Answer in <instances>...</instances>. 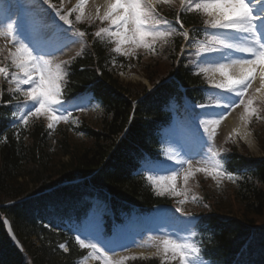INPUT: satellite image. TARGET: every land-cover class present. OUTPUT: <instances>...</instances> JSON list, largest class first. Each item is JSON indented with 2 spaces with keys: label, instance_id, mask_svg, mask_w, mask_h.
<instances>
[{
  "label": "trees",
  "instance_id": "16d2710c",
  "mask_svg": "<svg viewBox=\"0 0 264 264\" xmlns=\"http://www.w3.org/2000/svg\"><path fill=\"white\" fill-rule=\"evenodd\" d=\"M161 12L176 17L172 7ZM190 18L182 19H187V24L198 23L195 19L189 22ZM72 23L75 30L86 32L85 37L93 41L95 50L90 52L85 48L79 58L64 65L69 76L63 98L69 100L90 89L103 110L93 121L78 118L71 124L60 125L54 132L31 121L24 129H11L7 128V122L11 120L16 100L6 89L0 91V99L6 103L0 108V264H73L81 256L72 242L69 253L63 255L57 244L65 240V233H52L36 221L37 217L45 221L42 208L46 205L48 215L55 212L63 220L67 212L65 198L70 193H78L67 182L88 178L82 183L92 189L133 202L141 209L149 208L154 198L145 185L126 173L134 164L130 157L138 155L134 147L147 146L145 135L167 117L164 110L175 95L176 81L194 86L189 93L195 101L202 97L195 88L200 86L197 78L189 77L186 69L173 70L172 55L178 39H170L167 45H157L154 52L137 57L148 82L152 86L160 83L144 96L143 85L119 84L113 78L109 41L104 36L95 37V26ZM170 77L176 81L165 82ZM126 129L125 140L117 143ZM260 139L264 150V133ZM230 166L244 168L246 172L226 188L214 189L207 195L211 208L203 212L197 223L195 239L203 258L212 264H232L236 253L251 239L234 264H264V161L248 163L243 156L233 157ZM56 186L60 187L50 194L29 199ZM113 206L116 213L124 209L120 204L113 203ZM73 210L79 214L77 207ZM3 216L10 219L23 253L19 254L5 235L1 225ZM32 237H36L38 245ZM128 264L159 263L133 260Z\"/></svg>",
  "mask_w": 264,
  "mask_h": 264
},
{
  "label": "snow or ice",
  "instance_id": "6c2138e0",
  "mask_svg": "<svg viewBox=\"0 0 264 264\" xmlns=\"http://www.w3.org/2000/svg\"><path fill=\"white\" fill-rule=\"evenodd\" d=\"M175 2L176 0H104L103 14L98 7L95 16L89 15L87 18L99 20L101 24L107 23V27H100L94 35L97 38L106 35L114 44L112 52L133 57L138 49L153 51L158 41L166 42V38L176 32L157 11L158 4ZM2 4L3 0H0V5ZM43 4L52 7L50 0H43ZM84 4L85 0H79L76 9L81 15L75 17L76 21L83 18ZM179 4L181 11L198 13L204 18L205 42H197L198 58L195 64L198 72L195 74H210V88L220 90H205L206 101L197 105L204 110L205 118L201 123L219 125L226 116L225 110L243 106L240 119L247 128L250 119L257 116L259 111L254 102L258 99L264 103V0H179ZM30 7L33 10L31 16L14 14L10 6L0 7V39L8 41V44L0 46V56L4 60H10L14 69L10 73L14 84L13 92L23 97V103L18 101L15 106L21 112L16 123L27 126L30 117H43L47 121V129L51 130L60 121L66 122L72 111H85L87 104L83 97H76L71 101L63 98L68 76L64 65L68 61L54 63L50 58L54 57V50L46 47L45 43L63 39L65 43L55 49L62 51L68 44L77 41L69 37L67 30L59 25L43 24L42 10L37 5ZM56 15L65 25H71L69 14H61L56 10ZM176 23L183 27L179 16ZM161 24L168 25L171 31L161 29ZM49 28L54 29L50 35L46 31ZM72 35L83 38L86 32L75 30ZM180 35L189 40L188 32ZM217 74L222 79L217 81ZM0 76L5 79L9 77L6 67L0 66ZM257 78L260 86L249 94ZM207 130L205 127V132ZM212 132L214 135L215 128ZM249 135L250 132L244 134L245 137ZM178 146L181 155L174 161L177 167L163 168V171L171 172V175H160L158 170H153L146 177L158 196L186 197L190 191L187 187L189 181L196 173H203L217 183L222 178L233 179V174L226 170L219 158L220 154L199 136L194 135L192 145L184 142ZM180 179L184 185L182 188L177 186ZM192 199L195 201L196 197ZM185 202L186 199L178 201L180 205ZM176 211L185 215L181 207H177ZM194 235L195 233H191V236ZM75 242L81 250L89 249L87 257L98 260L99 264H125L129 259H136L128 256L113 259L115 249L87 228L76 234ZM139 246L155 248L154 255L162 256V264H205L201 248L190 236L181 235L176 230H166L163 225L160 226L158 235L149 237L146 244ZM59 248L68 251L63 243Z\"/></svg>",
  "mask_w": 264,
  "mask_h": 264
},
{
  "label": "rangeland",
  "instance_id": "374dc122",
  "mask_svg": "<svg viewBox=\"0 0 264 264\" xmlns=\"http://www.w3.org/2000/svg\"><path fill=\"white\" fill-rule=\"evenodd\" d=\"M78 2H79V0H61L58 5L54 4L53 6H57L58 8H60V10H63V12H64L63 14H68V13H70V12H72L74 10V12H76V16H77V15H81V12L76 9V6H77ZM88 3H90V1H86L85 0V4H84V8H83V18H82L81 22L95 21V20H89L87 17L89 15L94 17L95 14H96V9L98 7H87ZM41 4H43V0H35V2L32 5L39 6ZM45 5H46V7L48 6V4H45ZM29 6H31V4H29V2H27L26 3V7L28 8ZM99 8H100L101 14H103L102 7L99 6ZM48 9H50V8H48ZM29 12H31V9H29ZM28 16H31V15L28 14ZM53 17L55 19L58 16L54 13ZM57 19H59V17ZM42 23L45 24V25H48L47 22L44 20V17L42 18ZM46 31L49 34V29H46ZM69 37H71V36H69ZM71 38L74 39L73 37H71ZM74 40H76V39H74ZM63 43H65L63 41V39H61V40H59L57 42L47 41L45 43L46 47L54 50V57H50L51 59H53L54 63H57L58 61H61V60H64V59H68L69 57H74L77 54H79V50L81 48V42L80 41H77L76 43L68 44L67 47H64L62 51H55V49L61 47V45ZM5 44H8V41L5 40V39H0V46L5 45ZM9 47H10V45H9ZM125 47H127V46H125ZM143 75L144 74L139 71V68H138L137 65L136 66H131L130 65V66H127V70H125V71H123L122 73L119 74V79L122 82H124V83L125 82H132V83L142 82V83H146ZM211 78L212 77L209 74L208 75V80L211 79ZM208 84H209V82H208ZM254 90L255 89L250 90L249 94L253 93ZM256 101H259V100L257 99ZM84 102L87 104V101H84ZM90 109L91 108L87 104L86 110H90ZM242 113H243V106L241 108H239V110H235V111L231 112V115H232V117L233 116H238V117L240 116L241 117ZM83 115L86 118L93 117V115H89V114H83ZM200 118H202V120H203L205 117L201 116ZM207 126H208V132L206 134V137H207L206 143L211 144L217 152L220 149L219 147H220V145L223 142H229V140H231V141L232 140H234V141L238 140L237 136H234V135L230 136V134H228L227 131H228L229 125H228V122L226 120H221L219 125L208 124ZM213 128H215V134L214 135H213V132H212ZM174 131L175 130H173L172 133ZM172 133L166 134V137L168 139H170V141L167 143V147H170V148L172 147V148L176 149V151H174L172 153V158L173 159H177L181 155V153H180L179 149H177V147H176L177 140L174 139V138L172 139V138L169 137V134L171 135ZM174 134L177 135V136H180V137L181 136L182 137L186 136L185 133H183L180 130L178 132L174 133ZM252 139H253V137H252ZM253 141H254V139H253ZM254 142H253V144H254ZM250 148H251L250 151H251V153L254 156H260V152L258 151L259 149L256 146V144L254 146L250 147ZM168 166L169 167H177V165L175 163H174V165L170 164ZM198 174H200V173H196L195 176H197ZM177 186H178V188H182L183 187L182 179L177 181ZM217 195H220V193L217 194ZM103 213H105L104 207H102V206H100V204H98V206L96 208H93L92 213L90 214V217L87 219L88 225H90V227H91L90 231H93L97 236L101 235V233L103 232L102 231L103 223H104L103 220H102ZM191 233H192V231H190L188 234H185V235L181 234V235L190 236ZM117 236H118V234L114 233V235L112 237L114 239H116ZM147 241L148 240H146V238L144 237L143 240H141L140 245L141 244H146ZM144 248H146L145 250L148 253L145 252L143 254V253L139 252V251L143 250ZM137 250L136 251H132V253H133L132 257H139V258H143V259L144 258H148V257H157V258H159L160 262H162V259H163L162 256L154 255V253L156 251L155 248L146 247V246L145 247L139 246Z\"/></svg>",
  "mask_w": 264,
  "mask_h": 264
},
{
  "label": "bare ground",
  "instance_id": "6f19581e",
  "mask_svg": "<svg viewBox=\"0 0 264 264\" xmlns=\"http://www.w3.org/2000/svg\"><path fill=\"white\" fill-rule=\"evenodd\" d=\"M90 1V3H88V6L87 7H99L104 4V0H88ZM102 11H104V8L102 7ZM215 79L216 80H220L222 79L221 77H219V75L217 74L215 76ZM260 86V82H259V79L257 78L256 79V84H255V87H259ZM228 121L230 122V125H231V129L230 131L231 132H234L238 135H241V137H243V140L245 142H249V144L251 145V142H250V137L247 136L245 137L244 134L245 132H247L244 124H243V121H241V119H235L231 116H229L228 118ZM163 225L166 229H175V230H178L179 232L183 231V230H188L190 225H191V221L190 219L188 220H181L179 218H175L173 216H171L169 213H165L164 216L162 218H160V216L158 217V219H156L153 224H152V229H158L160 230V226ZM138 230L140 231H143L141 229V227H138L136 226L135 224H131L130 228H129V235L128 236H125V235H122V238H121V241H119V243L117 244H113V247L114 248H117L121 245H125L127 244V241H131L132 239H128L129 237L132 238L133 235H136V233L138 232ZM92 263V259L90 257H87L85 259H82L80 261H78L77 264H91Z\"/></svg>",
  "mask_w": 264,
  "mask_h": 264
},
{
  "label": "water",
  "instance_id": "95a60500",
  "mask_svg": "<svg viewBox=\"0 0 264 264\" xmlns=\"http://www.w3.org/2000/svg\"><path fill=\"white\" fill-rule=\"evenodd\" d=\"M5 231L7 233V236L10 237L11 241L14 243L15 246L20 250V246L18 245L15 236L12 234L11 228L8 223L5 222Z\"/></svg>",
  "mask_w": 264,
  "mask_h": 264
}]
</instances>
